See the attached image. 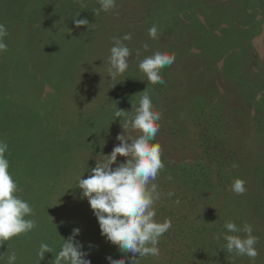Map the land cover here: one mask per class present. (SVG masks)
<instances>
[{
    "label": "rangeland",
    "instance_id": "1",
    "mask_svg": "<svg viewBox=\"0 0 264 264\" xmlns=\"http://www.w3.org/2000/svg\"><path fill=\"white\" fill-rule=\"evenodd\" d=\"M99 8L98 0H0L8 32L0 52V140L9 146L16 194L34 210L26 218L38 225L0 244V264L13 251L15 264H53L74 228L91 264H110L109 256L127 262L131 254L101 235L76 186L118 145L123 119L114 120L115 112L134 116L145 89L162 114L152 141L165 164L155 181V219L172 227L160 238L159 257L138 264H253L227 252L221 234L229 221L252 225L254 264H264V0H116L114 12L97 15ZM76 17L89 24L76 27ZM153 25L157 39L148 35ZM129 33L122 41L132 53L129 68L111 80L113 38ZM157 51L176 59L161 69L165 83L153 85L139 63ZM237 178L246 182L243 195L230 191ZM41 243L53 252L40 261Z\"/></svg>",
    "mask_w": 264,
    "mask_h": 264
},
{
    "label": "clouds",
    "instance_id": "2",
    "mask_svg": "<svg viewBox=\"0 0 264 264\" xmlns=\"http://www.w3.org/2000/svg\"><path fill=\"white\" fill-rule=\"evenodd\" d=\"M98 2L100 8L95 10L97 15L101 11L108 13L116 9V0ZM77 17L73 19L76 27L89 24L87 18ZM7 35L5 25L0 24V52L7 49L4 42ZM148 35L151 39L158 38L159 30L156 25L148 29ZM131 39L130 33L125 34L122 39L113 38L114 46L110 49L107 69L111 80H117L129 68V57L132 53L122 41ZM143 47L147 50L148 44L145 43ZM175 59L174 53L157 51L141 60L139 69L146 75L147 83L164 84L161 69L171 66ZM128 112L130 111L118 109L114 114V120L123 119L121 123L123 131L116 136L118 145L114 146L110 154H102L103 159L99 161L95 159V166L90 168L88 177L82 178L84 172L78 178L76 186L81 190L82 198L88 200L97 218L101 235L117 246L120 252L131 254L127 257V262L125 258L113 259L109 256L107 259L110 264H138L140 258L159 257L160 238L172 227L169 219L163 222L155 219L156 203L161 198L155 181L165 168V164L161 159V145L152 141L160 130L159 121L162 114L154 108L152 98L146 89L142 92L138 106L132 104L131 112H134V116L127 118ZM129 129L138 131L139 135L133 138L126 134V130ZM8 152V144L0 140V244L27 234L38 226L35 219L26 218L34 216L32 206L16 194L19 188L9 172L10 164L6 156ZM118 156L125 157L126 160L118 163ZM232 167L236 168L238 164L234 163ZM245 184L244 180L237 178L231 184L230 191L236 195H243L247 191ZM172 195L173 193H168V196ZM176 202L179 203V200ZM224 228L227 233L244 234L243 236L221 234L226 241L227 252L247 256L254 264L259 254L256 248L259 237L253 235L252 225L245 222L241 228L229 221L225 223ZM79 234L80 229L74 228L71 235L63 238L53 264H91L87 259L89 253L83 250V244L76 239ZM220 238V235L215 237L217 240ZM52 252L53 249L47 243H41L37 255L41 261L46 253ZM16 260L17 255L13 251L8 255L7 264H15Z\"/></svg>",
    "mask_w": 264,
    "mask_h": 264
},
{
    "label": "trees",
    "instance_id": "3",
    "mask_svg": "<svg viewBox=\"0 0 264 264\" xmlns=\"http://www.w3.org/2000/svg\"><path fill=\"white\" fill-rule=\"evenodd\" d=\"M252 5H254V4H252ZM254 7V6H253ZM262 107L264 108V106L262 105ZM263 113H264V110H263ZM262 125H264V124H262ZM206 186H207V184L206 185H204V187L206 188ZM264 214V213H263Z\"/></svg>",
    "mask_w": 264,
    "mask_h": 264
}]
</instances>
